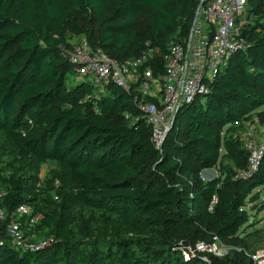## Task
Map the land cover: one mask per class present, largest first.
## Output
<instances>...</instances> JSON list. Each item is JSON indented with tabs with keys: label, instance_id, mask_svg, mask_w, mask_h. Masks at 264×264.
Listing matches in <instances>:
<instances>
[{
	"label": "trees",
	"instance_id": "obj_1",
	"mask_svg": "<svg viewBox=\"0 0 264 264\" xmlns=\"http://www.w3.org/2000/svg\"><path fill=\"white\" fill-rule=\"evenodd\" d=\"M200 2L0 0V134L16 153L11 172H0V264H76L78 255L91 263L114 250L117 264H252L245 252L227 261L204 255V262L202 254L186 260L182 249L241 240L255 219L251 211L264 210V159L250 174L242 142L230 137L248 123L264 126V0H247L246 50L206 95L180 109L159 148L132 95L76 81L64 56L70 38L81 37L119 62L146 44L165 53L172 40L188 36ZM250 14L263 19L251 26ZM48 162L61 167L50 182L58 184L55 200L31 174ZM215 168L219 176L204 181L202 173ZM33 194L44 195V206L33 205ZM76 205L116 216L142 245L116 249L98 238L77 239L70 227ZM20 207L33 208L20 218L29 243L52 236L43 249L12 244L7 226Z\"/></svg>",
	"mask_w": 264,
	"mask_h": 264
},
{
	"label": "built area",
	"instance_id": "obj_2",
	"mask_svg": "<svg viewBox=\"0 0 264 264\" xmlns=\"http://www.w3.org/2000/svg\"><path fill=\"white\" fill-rule=\"evenodd\" d=\"M246 6L247 0H201L188 36L182 42L172 40L165 53L146 44L133 60L119 62L81 37L70 40L71 50H64V56L73 65L76 81L90 83L102 92L111 85L132 95L134 104L152 127V142L159 148L178 109L206 95L229 60L246 50L242 37ZM242 145L248 154V171L256 173L264 159V140L256 141L251 134H245ZM214 204L215 197L209 211ZM30 214L28 207H20L16 211L18 219L10 222L7 232L13 245L34 252L49 242H28L20 218ZM39 218L30 217V225H36ZM3 219L0 209V220ZM197 254L220 258L224 253L217 238L210 244L198 243L194 248L182 249L186 260ZM252 259L264 261V252Z\"/></svg>",
	"mask_w": 264,
	"mask_h": 264
},
{
	"label": "rangeland",
	"instance_id": "obj_3",
	"mask_svg": "<svg viewBox=\"0 0 264 264\" xmlns=\"http://www.w3.org/2000/svg\"><path fill=\"white\" fill-rule=\"evenodd\" d=\"M246 19L247 24L254 26L255 21H262L263 18H260V15L257 16L255 14H250L249 16L246 15ZM70 39L73 42V38ZM252 126L256 127L259 125L253 123L250 125V127ZM254 130L256 129H253V131ZM257 130L259 131V129ZM240 132H243V130L240 127H236L234 128V131L230 134V137H233L238 141L242 142L243 138L245 137V133ZM261 132H263L264 134V127L262 128ZM15 155L16 153L11 148L7 138L4 135L0 134V172L5 175H8L11 172L12 167L14 165L13 156ZM60 172L61 167L59 165L54 162H48L46 165L35 166L31 174L36 176L39 180L36 183L37 189H40L41 191H43V189H53V191L50 192V195L55 200L58 184L57 182H50L53 180L54 176L59 174ZM218 176V168L202 173L204 181L212 180L213 178H216ZM34 195L35 194L30 195L31 200L33 201V205L44 206V195L41 194L36 197ZM32 207L30 208L29 213H32ZM250 207L251 206H249L248 208ZM251 216L255 218L252 222L253 224L250 225L251 227L249 229H243L241 232H239V237H242L241 240H238L236 242L222 241L221 246L224 254L222 257L219 258V260L227 261L228 259H236L240 252H245L248 255V258H250V262L252 264H259L264 262H254L252 259L253 255L264 252V233L261 231L264 223V210L259 211L258 209L256 211H251ZM70 227L73 229L75 233L74 235L77 239L79 237L85 236H89L91 238H98L100 241H103L104 244L108 245L109 247H111L112 245H116V249L117 247H121V245H127V243H130V241H135L138 245H142L143 243V240L134 233V230L124 226L116 216L107 215L100 211L84 208L78 205L73 208L72 224L70 225ZM244 231H247V236L242 235ZM43 238L49 243L52 240L51 235ZM120 249L125 250V248ZM115 251L117 250L113 251V254L110 255V258H108V260L103 257L93 259V261L90 263V261L86 262L88 258L85 257V255H78L73 261L76 264H117L116 257L118 256L115 254ZM202 259L208 260V257L202 255Z\"/></svg>",
	"mask_w": 264,
	"mask_h": 264
},
{
	"label": "crops",
	"instance_id": "obj_4",
	"mask_svg": "<svg viewBox=\"0 0 264 264\" xmlns=\"http://www.w3.org/2000/svg\"><path fill=\"white\" fill-rule=\"evenodd\" d=\"M254 123H256V122H254ZM250 125H251V123H248L247 125L244 126V128L247 129L245 134H251L253 139L256 140V141H263L264 140V134L261 131H262V128L264 126L261 127L259 125V126H256V127L255 126L250 127ZM253 129H256V130L253 131ZM257 129H259L260 132Z\"/></svg>",
	"mask_w": 264,
	"mask_h": 264
},
{
	"label": "water",
	"instance_id": "obj_5",
	"mask_svg": "<svg viewBox=\"0 0 264 264\" xmlns=\"http://www.w3.org/2000/svg\"><path fill=\"white\" fill-rule=\"evenodd\" d=\"M181 108H182V107H181ZM181 108H179L178 111H177V113L174 115L173 120H172V122H171V126H170L168 132L170 131V129H171V127H172V125H173V123H174V121H175V119H176V116H177V114H178V112L180 111ZM168 132H167V133H168ZM165 136H166V135H165Z\"/></svg>",
	"mask_w": 264,
	"mask_h": 264
}]
</instances>
